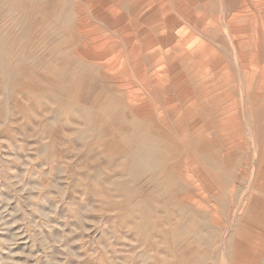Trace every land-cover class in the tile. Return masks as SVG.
I'll use <instances>...</instances> for the list:
<instances>
[{"label": "rangeland", "instance_id": "374dc122", "mask_svg": "<svg viewBox=\"0 0 264 264\" xmlns=\"http://www.w3.org/2000/svg\"><path fill=\"white\" fill-rule=\"evenodd\" d=\"M0 264H264V0H0Z\"/></svg>", "mask_w": 264, "mask_h": 264}, {"label": "crops", "instance_id": "0c3cea01", "mask_svg": "<svg viewBox=\"0 0 264 264\" xmlns=\"http://www.w3.org/2000/svg\"><path fill=\"white\" fill-rule=\"evenodd\" d=\"M188 113H190V112H188ZM186 116H187V115H185V119H187V120H192L191 118H186ZM187 117H189V116H187ZM183 123H184V124H182V125H184V128H186L185 120H184V119H183ZM186 129H187V128H186Z\"/></svg>", "mask_w": 264, "mask_h": 264}]
</instances>
